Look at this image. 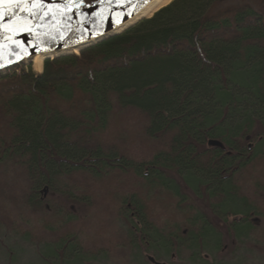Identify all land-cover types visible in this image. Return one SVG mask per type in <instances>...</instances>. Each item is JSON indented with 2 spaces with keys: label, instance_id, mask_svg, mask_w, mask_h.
Returning a JSON list of instances; mask_svg holds the SVG:
<instances>
[{
  "label": "trees",
  "instance_id": "16d2710c",
  "mask_svg": "<svg viewBox=\"0 0 264 264\" xmlns=\"http://www.w3.org/2000/svg\"><path fill=\"white\" fill-rule=\"evenodd\" d=\"M81 211L190 264L264 255V0H175L40 74L0 71V228L27 238L33 217L43 258L76 264Z\"/></svg>",
  "mask_w": 264,
  "mask_h": 264
},
{
  "label": "rangeland",
  "instance_id": "374dc122",
  "mask_svg": "<svg viewBox=\"0 0 264 264\" xmlns=\"http://www.w3.org/2000/svg\"><path fill=\"white\" fill-rule=\"evenodd\" d=\"M148 20L150 19H142L133 27ZM75 53H78L74 55L79 58L81 52ZM21 66L25 69L30 68V71L34 74H40L32 69L31 64ZM81 212L78 217L84 218L85 222L73 224L72 230L78 236L82 233L80 240L84 245L83 253L85 256L81 262L76 264H150L147 257H152L157 262L165 264H190V260L186 255L171 258L162 253H151L152 251L146 253L147 245L141 244L138 249L122 247L117 243V240L120 239L117 230H126L127 225L124 220H117L114 214L104 216L105 220L101 226L105 228L100 232V224L93 222V218L90 219L92 216L83 211ZM31 220L32 222L30 221L28 227L23 226L29 232L30 236L28 235L27 238L9 230L7 227L0 228V264H65L60 258L59 260H46L43 258L44 250L41 243H39L40 237L36 233V220L33 217ZM204 256L205 254H202L200 258L205 260L207 264H264V255L252 243L239 248L228 247L213 257L206 258Z\"/></svg>",
  "mask_w": 264,
  "mask_h": 264
},
{
  "label": "snow or ice",
  "instance_id": "6c2138e0",
  "mask_svg": "<svg viewBox=\"0 0 264 264\" xmlns=\"http://www.w3.org/2000/svg\"><path fill=\"white\" fill-rule=\"evenodd\" d=\"M148 0H95L98 11L92 13L94 18L91 22L102 26L106 14H112L113 22L119 23L125 15L131 16L138 10L141 4H146ZM86 5V0H63L56 3L46 4L44 0H0V67L4 66V58L7 50L8 56L22 58L28 55V47L39 50V45L33 40H38L42 35L48 36L52 32H60L61 29L72 30L70 21L72 16L69 13L75 12L84 17L78 27L83 28L87 21V13L82 9ZM127 8V12H116L115 9ZM40 29H48L41 32ZM85 31L87 29H84ZM21 34L33 37L28 45L18 39ZM61 36L63 33L60 32ZM11 60H9V63Z\"/></svg>",
  "mask_w": 264,
  "mask_h": 264
},
{
  "label": "water",
  "instance_id": "95a60500",
  "mask_svg": "<svg viewBox=\"0 0 264 264\" xmlns=\"http://www.w3.org/2000/svg\"><path fill=\"white\" fill-rule=\"evenodd\" d=\"M154 0H148L146 4H141L138 10L134 11L131 16L125 15L121 22L114 23V17L112 14H106V19L101 26L99 21L93 24L91 21L94 19L92 13L98 11V6L93 5L91 7H84L82 11L87 13V21L84 23L83 28H79L78 25L84 17L77 15L75 12L70 13L72 20V30L61 29L63 33L61 36L60 32H52L51 35L39 37L38 40H33V37L27 34H21L18 39L23 41L25 45H28L29 40H33L34 43L39 45V50L36 48L28 47V55H24L22 58L14 56H8L7 50L4 58V66L0 67V71L7 70L11 67L18 65H30L35 57H42L43 62L47 60H54L61 57L74 55L75 52H82L90 47L98 45L105 40L112 37L118 36L125 31L132 28L137 22L142 19L136 20L141 13L153 2ZM46 4H51L52 0H44ZM63 0H56V3H62ZM116 12H127V8L115 9ZM136 20V21H135ZM84 29H87L86 31ZM43 33L48 30L40 29ZM9 60L11 62L9 63ZM208 146L212 148H223L222 144L218 141H209ZM47 195V190H43V197ZM150 264H165L157 262L152 257H147Z\"/></svg>",
  "mask_w": 264,
  "mask_h": 264
},
{
  "label": "bare ground",
  "instance_id": "6f19581e",
  "mask_svg": "<svg viewBox=\"0 0 264 264\" xmlns=\"http://www.w3.org/2000/svg\"><path fill=\"white\" fill-rule=\"evenodd\" d=\"M175 0H154L142 13L141 15L136 19H152L155 14L160 12L161 10L165 9L168 7L172 2ZM70 14V13H69ZM135 20V21H136ZM43 30H48V29H43ZM78 54V53H75ZM43 58L42 57H35L32 60V69L36 73H41L43 69Z\"/></svg>",
  "mask_w": 264,
  "mask_h": 264
}]
</instances>
